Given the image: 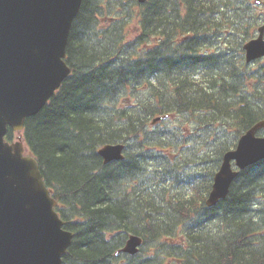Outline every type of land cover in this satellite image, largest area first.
<instances>
[{"label":"trees","instance_id":"1","mask_svg":"<svg viewBox=\"0 0 264 264\" xmlns=\"http://www.w3.org/2000/svg\"><path fill=\"white\" fill-rule=\"evenodd\" d=\"M263 22L264 0H81L71 71L22 132L74 233L61 264H264V159L205 204L264 119V57L243 50ZM108 143L122 159L103 162ZM129 234L139 250L116 253Z\"/></svg>","mask_w":264,"mask_h":264},{"label":"water","instance_id":"2","mask_svg":"<svg viewBox=\"0 0 264 264\" xmlns=\"http://www.w3.org/2000/svg\"><path fill=\"white\" fill-rule=\"evenodd\" d=\"M80 3L0 0V264H61L74 234L63 227L57 202L21 136L12 142L4 136L8 126L21 132L25 118L37 113L69 74L66 45ZM243 48L247 61L264 56V23ZM262 127L259 120L225 152L207 205L228 194L239 169L264 158V136L256 135ZM122 150L123 144L108 143L98 154L108 162L123 158ZM140 244V236L129 235L120 251L136 253Z\"/></svg>","mask_w":264,"mask_h":264}]
</instances>
